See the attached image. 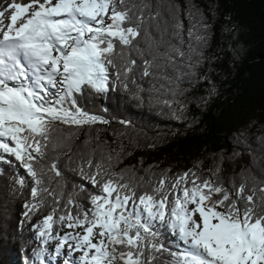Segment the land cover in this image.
<instances>
[{"label": "snow or ice", "instance_id": "1", "mask_svg": "<svg viewBox=\"0 0 264 264\" xmlns=\"http://www.w3.org/2000/svg\"><path fill=\"white\" fill-rule=\"evenodd\" d=\"M7 10V25L0 11V164L15 160L32 178L25 219L41 210L45 194L52 198L50 211L34 225L41 246L33 250L32 264H48L51 241H57V255L65 246L71 254L79 252L80 264H151L156 257L149 249L169 251L173 264H264V186L248 188L242 182L230 190L219 179L189 169L173 178L162 175L151 191L137 193L122 175L113 178L88 159L85 166L94 171L84 178L99 192L84 209L72 197L61 206L62 195L46 186L37 168L49 145L57 147L52 143L57 124L109 123L83 110L77 96L109 91V68L116 57L124 58L125 49H136L143 40L146 77L171 84L166 69H190L203 40L196 23L187 29L185 44L178 15L162 21L146 0H12ZM136 63L125 60L117 78L127 80ZM48 171L61 175L55 161ZM60 225L71 231L61 234ZM161 227L178 236L183 248L165 249L157 239Z\"/></svg>", "mask_w": 264, "mask_h": 264}, {"label": "trees", "instance_id": "2", "mask_svg": "<svg viewBox=\"0 0 264 264\" xmlns=\"http://www.w3.org/2000/svg\"><path fill=\"white\" fill-rule=\"evenodd\" d=\"M146 2L161 13L162 21H168L170 13L178 15L185 44L187 29L197 24L203 40L196 46L192 67L166 69L171 84L155 75L143 76L144 42L137 38L138 48L125 49L124 58L116 57L115 67L109 68V91L77 96L83 110L109 123L56 125L52 143L57 147L49 145L37 168L46 186L62 195L61 206L72 197L84 209L91 207L89 197L99 188L84 178L94 171L85 166L88 159L101 163L113 178L122 175L137 193L151 191L162 175L173 178L189 169L219 179L230 190L242 182L248 188L264 186V0ZM127 59L137 62L133 72L127 80L117 78ZM53 161L59 177L48 171ZM18 178L24 179L23 186L15 183ZM32 186L19 162L0 164V264H32V252L41 246L34 225L48 214L52 198L45 194V205L25 219ZM65 229L60 225L56 230L62 234ZM159 232L157 239L165 249L183 248L169 229L161 227ZM147 251L156 257L151 264H173L169 251Z\"/></svg>", "mask_w": 264, "mask_h": 264}, {"label": "rangeland", "instance_id": "3", "mask_svg": "<svg viewBox=\"0 0 264 264\" xmlns=\"http://www.w3.org/2000/svg\"><path fill=\"white\" fill-rule=\"evenodd\" d=\"M10 1L11 0H0V11H4V7H3L2 2L9 4V3H11ZM66 231H71V230L66 228L63 231V233ZM77 231H79V229H77ZM56 243H57V241H51L50 251H48V255H47V262L49 260L51 264H62V262H63V264H69L68 263V261L70 262V259H68L69 255L66 256V254H64V249H62L58 255L54 252V248H55ZM51 250L53 252L52 255H51ZM78 254H80V253H78ZM59 255L61 256L60 258H59ZM76 261H78V259H76ZM48 264H49V262H48Z\"/></svg>", "mask_w": 264, "mask_h": 264}, {"label": "bare ground", "instance_id": "4", "mask_svg": "<svg viewBox=\"0 0 264 264\" xmlns=\"http://www.w3.org/2000/svg\"><path fill=\"white\" fill-rule=\"evenodd\" d=\"M10 2H12V0L10 1ZM15 2H18V3H28V0H15ZM3 3V7H4V11H5V18L3 19V23L5 24V25H7L8 23H9V20L7 19V17L11 14L8 10H7V3H5V2H2ZM79 252H76L75 254H71V253H69L68 252V249H67V246H65V248H64V254H66V256L67 255H69V256H71V258H70V262H74V264H77V262H76V259H77V257H79V255L80 254H78ZM70 262L68 261V263L70 264Z\"/></svg>", "mask_w": 264, "mask_h": 264}]
</instances>
